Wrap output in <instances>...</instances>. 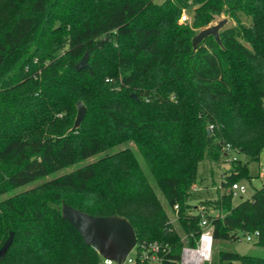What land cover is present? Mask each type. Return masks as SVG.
Wrapping results in <instances>:
<instances>
[{
	"label": "trees",
	"instance_id": "16d2710c",
	"mask_svg": "<svg viewBox=\"0 0 264 264\" xmlns=\"http://www.w3.org/2000/svg\"><path fill=\"white\" fill-rule=\"evenodd\" d=\"M184 10L192 23H179ZM221 16V44L208 36L194 49ZM85 54L89 68L77 72ZM79 102L87 112L75 129ZM263 151L264 0H0V250L14 233L0 264H102L63 219V203L124 217L138 243L174 251L182 246L169 224L174 207L180 232L197 237L196 210H213V264H264V256H215L216 244L241 233L257 231L264 249V183L237 205L228 193L249 178L248 163L232 159L220 181L226 192L191 203L201 162L221 167L230 153L258 162Z\"/></svg>",
	"mask_w": 264,
	"mask_h": 264
},
{
	"label": "water",
	"instance_id": "95a60500",
	"mask_svg": "<svg viewBox=\"0 0 264 264\" xmlns=\"http://www.w3.org/2000/svg\"><path fill=\"white\" fill-rule=\"evenodd\" d=\"M227 19L219 21L217 24L200 31L192 40L193 48L206 37L213 36L218 44H221L219 31L225 26ZM89 68V56L85 54L81 61L75 66V70L80 72ZM134 98H136L134 96ZM77 117L74 128H78L86 115V107L82 102L77 104ZM210 133V129H208ZM62 217L80 234L84 243L92 247L98 254L105 258L121 264L127 258L129 252L137 243V236L134 228L124 217L119 216H94L85 211L77 209L66 203L62 205ZM14 233L11 232L6 240L0 256H4L12 244Z\"/></svg>",
	"mask_w": 264,
	"mask_h": 264
},
{
	"label": "rangeland",
	"instance_id": "374dc122",
	"mask_svg": "<svg viewBox=\"0 0 264 264\" xmlns=\"http://www.w3.org/2000/svg\"><path fill=\"white\" fill-rule=\"evenodd\" d=\"M164 0H155L156 3L160 4ZM187 16V21H182V16ZM192 17H193V12L191 10H184L180 16L179 23L180 24H190L192 23ZM227 19L224 16H221L215 20L210 26L217 24L219 21ZM247 21V20H245ZM229 25H234V22L229 20ZM202 31V30H201ZM200 32V31H199ZM198 32V33H199ZM77 114L75 116L76 120ZM74 120V121H75ZM210 129V128H209ZM212 129H210L211 131ZM130 146H133L131 144ZM100 158L99 155L94 156L90 159H87L85 161H77L74 165L67 167L63 170L54 172L47 177L40 179L34 183H31L27 186L21 187L19 189H15L11 195H6L3 196L1 199H6L11 197L12 195L20 194L22 192L31 190L35 188L36 186L47 182L53 178L61 177L65 174H69L73 172L75 169L78 167H81L86 164H91L96 162ZM235 158L241 160L243 163H248V170H249V178L242 179L239 183L244 185L247 189V193L245 195H236L234 196V204L237 205L241 203L242 201H245L247 199H250L252 195L260 190L263 187L264 183V176H262V170L264 169V151L261 154L260 160L258 162L256 161H250V159L247 156L239 155V154H232L230 156V159L225 161L221 167H217L215 165H212L208 161H203L201 162L199 166V180L202 179L203 184H200L198 182L197 187L199 190L197 192H194L193 197L191 199V203L193 205H199L202 207V205L205 202H210L214 199H217L219 195L224 194L226 192L225 189L221 187V180H223L225 177L223 175L224 171L230 167V161ZM159 197L166 208V210H169L167 207L166 201L160 191H158ZM212 210V209H208ZM214 216L217 214L212 210L211 212ZM255 240L252 242H249L246 240V235L245 233H241V238L240 241L237 242H226L223 244H216V249H215V256L218 254V249L219 251H232L239 253L241 255H253V256H264V249H261L257 246H255ZM135 255V252L133 253Z\"/></svg>",
	"mask_w": 264,
	"mask_h": 264
},
{
	"label": "built area",
	"instance_id": "2783aa9c",
	"mask_svg": "<svg viewBox=\"0 0 264 264\" xmlns=\"http://www.w3.org/2000/svg\"><path fill=\"white\" fill-rule=\"evenodd\" d=\"M182 21H187V16H182ZM212 129V126H210ZM230 145L224 147V151L230 152ZM234 153H230V156ZM230 156L228 159H230ZM235 159V158H233ZM264 176V169L262 170ZM199 188L194 186L193 192H197ZM228 193L233 196L245 195L247 189L240 183H234L228 189ZM169 214V224L172 225L180 233L181 248L173 250L169 244H163L158 241L136 243L129 252L125 261L121 264H213L214 261V240L213 226L211 221V212L206 210H196L195 214L199 216V227L201 229L200 236L197 237L194 233L190 235L180 232L179 210L178 206L174 207ZM246 240L252 242L256 240L259 233H247ZM191 241L194 244H191ZM135 252V255L133 253ZM102 258V264H117L110 259Z\"/></svg>",
	"mask_w": 264,
	"mask_h": 264
}]
</instances>
